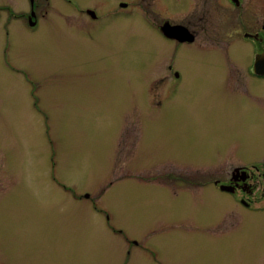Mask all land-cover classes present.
Masks as SVG:
<instances>
[{
	"label": "rangeland",
	"instance_id": "374dc122",
	"mask_svg": "<svg viewBox=\"0 0 264 264\" xmlns=\"http://www.w3.org/2000/svg\"><path fill=\"white\" fill-rule=\"evenodd\" d=\"M69 1L48 0L30 31L3 24L28 0H0V63L9 38L15 66L0 65V264H125L123 235L139 245L127 264H249L262 228L248 240L214 187L208 203L174 199L159 176H221L224 151L253 141L261 156L264 134L246 131L258 110L209 78L163 83L155 103L133 15L120 26L107 14L119 0ZM80 8L105 18L82 29Z\"/></svg>",
	"mask_w": 264,
	"mask_h": 264
},
{
	"label": "flooded vegetation",
	"instance_id": "af4514ba",
	"mask_svg": "<svg viewBox=\"0 0 264 264\" xmlns=\"http://www.w3.org/2000/svg\"><path fill=\"white\" fill-rule=\"evenodd\" d=\"M65 3L70 1L65 0ZM48 6V0H28L25 13L16 14L7 9L9 14L3 22L4 27L19 20L33 31L40 22L39 16L41 19L47 16L45 9ZM124 12H129V17L133 15L134 23L141 25L144 57L149 62L148 67L157 70L158 75L149 88L150 96L157 101L155 103L159 104V87L163 83H174L178 89L181 83H193L196 78L205 79L207 83L209 78V83H224L230 95L240 98L248 109L258 110L256 117L253 113L246 118L250 126L256 127L247 126L246 131L264 134V96L254 94L257 86L264 85V75L255 70V58L264 56V0H119L107 14L122 26L127 23L121 21L128 19ZM78 15L86 18L82 29L90 21L105 18H99L97 11L91 8H80ZM61 20V26L64 23L69 25L65 17ZM30 21L34 22L33 26L29 25ZM5 40L8 43L5 41L0 65L15 71L14 64L10 66L6 56L9 38ZM250 143L252 147L247 145V153L243 156L238 154V148L224 151L227 155L213 166L226 168L221 176L160 175V185L174 186L168 190L165 185L161 186L165 191H160V195L208 203L212 199L209 189L214 187L224 195L222 208L237 207V211L230 212L236 213L238 226L248 240L252 238L250 230L256 227L264 232V142L261 143L262 155L258 157L254 155L260 151L259 142ZM208 228V225L204 226L200 231L207 233ZM109 232L121 234L113 228ZM126 237H120L126 254L125 264L131 255L130 250L139 246L134 239ZM253 253L252 258L247 257L244 262L264 264V244L254 246Z\"/></svg>",
	"mask_w": 264,
	"mask_h": 264
},
{
	"label": "water",
	"instance_id": "95a60500",
	"mask_svg": "<svg viewBox=\"0 0 264 264\" xmlns=\"http://www.w3.org/2000/svg\"><path fill=\"white\" fill-rule=\"evenodd\" d=\"M30 26L34 25V22L29 23ZM255 70L256 73L264 75V56H257L255 58Z\"/></svg>",
	"mask_w": 264,
	"mask_h": 264
}]
</instances>
